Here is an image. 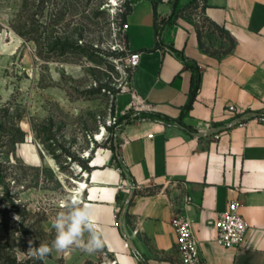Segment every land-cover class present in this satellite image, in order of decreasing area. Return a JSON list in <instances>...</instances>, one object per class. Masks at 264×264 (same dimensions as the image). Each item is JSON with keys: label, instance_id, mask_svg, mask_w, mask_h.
Listing matches in <instances>:
<instances>
[{"label": "crops", "instance_id": "obj_1", "mask_svg": "<svg viewBox=\"0 0 264 264\" xmlns=\"http://www.w3.org/2000/svg\"><path fill=\"white\" fill-rule=\"evenodd\" d=\"M193 1L125 0L127 47L142 53L134 90L171 121L128 123L118 158L109 148L94 154L80 206L102 247L53 250L44 264H179L177 213L193 220L206 264H264V0H201L205 16L235 40L221 55L201 47L197 20L183 15ZM200 29L210 51L230 48L219 32ZM192 65L201 88L184 112ZM231 202L248 229L240 246L227 248L214 222Z\"/></svg>", "mask_w": 264, "mask_h": 264}, {"label": "rangeland", "instance_id": "obj_2", "mask_svg": "<svg viewBox=\"0 0 264 264\" xmlns=\"http://www.w3.org/2000/svg\"><path fill=\"white\" fill-rule=\"evenodd\" d=\"M125 12L124 0H0V264L38 261L29 240L51 247L53 222L70 228L82 209L83 165L126 124L161 119L133 99ZM184 14L214 30L201 9Z\"/></svg>", "mask_w": 264, "mask_h": 264}, {"label": "built area", "instance_id": "obj_3", "mask_svg": "<svg viewBox=\"0 0 264 264\" xmlns=\"http://www.w3.org/2000/svg\"><path fill=\"white\" fill-rule=\"evenodd\" d=\"M128 28L129 25L124 23L122 30L125 32ZM141 56L142 53L140 51L129 50L126 59L128 67L135 71L141 62ZM132 96L136 105L151 107L134 89ZM230 110L234 111L235 107H230ZM150 136L152 137L153 134ZM186 201L190 202L191 198L187 197ZM239 207L238 202H231L225 211L219 213L218 218L214 222V226L217 229L215 240L223 247L231 248L240 246L245 238L248 224L241 215ZM85 226L91 235L99 236L95 223L85 221ZM172 226L176 235V249L179 256V264H206L200 249V241L196 234L193 220L181 213H177L172 220Z\"/></svg>", "mask_w": 264, "mask_h": 264}, {"label": "trees", "instance_id": "obj_4", "mask_svg": "<svg viewBox=\"0 0 264 264\" xmlns=\"http://www.w3.org/2000/svg\"><path fill=\"white\" fill-rule=\"evenodd\" d=\"M201 0H194L193 3L187 7H185L182 11H189V10H192V9H201V13L205 19V21H207L213 28L215 31L219 32L221 35L225 36L229 41H230V48L227 49V50H219V49H216L214 51H210L209 49H207L205 47V44L202 42V31L200 28H198V33H199V38H200V42H201V47L203 49H206L207 52H210L214 55H221V54H224V53H227L229 52L230 50H232L234 47H235V40L234 38L225 30L223 29L222 27H220L219 25H217L216 23L210 21L206 16H205V12H206V8H207V5L205 2H203V4L201 5ZM125 7H126V12L124 14V20H123V24L125 23V19H126V16L127 14L131 11V7L129 4L125 3ZM166 23V20H163V21H157V25L158 26H163L164 24ZM190 68L193 70L194 74H193V78H192V82H191V96H190V102L189 104L185 107L184 109V112L190 110L192 107H193V104L196 100V97H197V94L201 88V69L198 67V66H190ZM154 116H157V117H160L162 120H167V121H171L170 118L164 116V115H161V114H158V113H154L153 114ZM181 123V121H180ZM182 124V123H181ZM188 129V128H187ZM190 130V129H188ZM191 131V130H190ZM110 149L112 150L114 156L116 158H118V145H115V144H112ZM83 169L86 170V171H91L92 168L88 165H83ZM47 257H51V253L45 255L43 257V259H39L38 261H34L33 259H31V257L29 259H27L25 262H21V261H18V259L16 257H11V255L7 258V257H2V259H4L5 261V264H44V259L47 258Z\"/></svg>", "mask_w": 264, "mask_h": 264}, {"label": "clouds", "instance_id": "obj_5", "mask_svg": "<svg viewBox=\"0 0 264 264\" xmlns=\"http://www.w3.org/2000/svg\"><path fill=\"white\" fill-rule=\"evenodd\" d=\"M88 212L86 210H79L76 212L75 220L71 224L70 228L65 229L61 224L59 218L53 222V227L56 230V238L50 247L47 244H40L39 246H33V241L29 240V251L33 256H36L39 259L50 253L52 247L59 250L68 249L73 244L80 245L82 244V228L81 224L84 219L88 217ZM87 250L92 251L102 247V240L99 236L90 235V238L86 245H84Z\"/></svg>", "mask_w": 264, "mask_h": 264}, {"label": "bare ground", "instance_id": "obj_6", "mask_svg": "<svg viewBox=\"0 0 264 264\" xmlns=\"http://www.w3.org/2000/svg\"><path fill=\"white\" fill-rule=\"evenodd\" d=\"M101 139H102V136L98 134V136L96 137V140H101ZM75 183L78 185V189H77L78 191L76 195V201H78L80 196L83 194L82 189H86L87 184L83 181H75Z\"/></svg>", "mask_w": 264, "mask_h": 264}, {"label": "water", "instance_id": "obj_7", "mask_svg": "<svg viewBox=\"0 0 264 264\" xmlns=\"http://www.w3.org/2000/svg\"><path fill=\"white\" fill-rule=\"evenodd\" d=\"M209 134H212V133H209ZM205 135H207V134H205V133H201V132H196V133H195V136H196V137H203V136H205Z\"/></svg>", "mask_w": 264, "mask_h": 264}]
</instances>
